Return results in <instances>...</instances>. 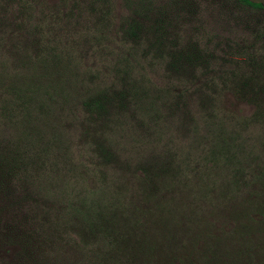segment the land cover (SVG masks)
I'll return each mask as SVG.
<instances>
[{"label": "rangeland", "instance_id": "374dc122", "mask_svg": "<svg viewBox=\"0 0 264 264\" xmlns=\"http://www.w3.org/2000/svg\"><path fill=\"white\" fill-rule=\"evenodd\" d=\"M0 264H264V7L0 0Z\"/></svg>", "mask_w": 264, "mask_h": 264}, {"label": "trees", "instance_id": "16d2710c", "mask_svg": "<svg viewBox=\"0 0 264 264\" xmlns=\"http://www.w3.org/2000/svg\"><path fill=\"white\" fill-rule=\"evenodd\" d=\"M234 1H236L237 3H239V4H241V5L245 6V7L250 8L252 10H256V11H260L264 7V3L263 2L262 3L261 2L260 3H252L249 0H234Z\"/></svg>", "mask_w": 264, "mask_h": 264}]
</instances>
